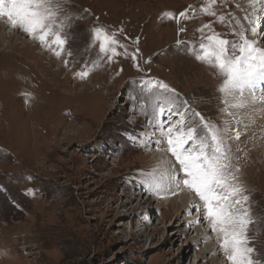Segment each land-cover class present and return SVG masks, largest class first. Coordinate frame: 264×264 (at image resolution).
Listing matches in <instances>:
<instances>
[{
	"label": "rangeland",
	"instance_id": "rangeland-1",
	"mask_svg": "<svg viewBox=\"0 0 264 264\" xmlns=\"http://www.w3.org/2000/svg\"><path fill=\"white\" fill-rule=\"evenodd\" d=\"M228 1L59 0L61 19L74 18L63 48L0 18L19 39L0 43V264H229L205 210L195 217V193L183 213L181 199L162 202L155 184L168 188L164 174L179 175V166L166 143L156 146L163 138L154 132L153 101L137 83L167 84L180 111L190 109V123L199 112L229 130L222 79L190 51L213 33L249 36L232 15L245 0ZM259 14L260 27L251 26L261 38ZM94 29L123 46L111 62L91 46ZM229 132L231 171L255 218L253 256L264 264V160Z\"/></svg>",
	"mask_w": 264,
	"mask_h": 264
},
{
	"label": "snow or ice",
	"instance_id": "snow-or-ice-1",
	"mask_svg": "<svg viewBox=\"0 0 264 264\" xmlns=\"http://www.w3.org/2000/svg\"><path fill=\"white\" fill-rule=\"evenodd\" d=\"M62 12L59 0H0V18H6L11 27H19L41 44L50 42L57 48H63L67 43L74 20L67 15L62 20ZM179 16L186 17L187 12H181ZM167 18L175 17L169 13ZM203 28H210V25ZM184 30L181 28L180 32ZM249 31L255 34L254 28ZM50 37H54V40L50 41ZM202 39L205 42L192 45L190 51L198 62L217 69L222 79L219 92L243 97L245 92L254 95L257 83L264 84V48L256 47L259 37L249 40L244 33H240L239 41H234L213 33ZM96 43L99 44V56L106 57L108 62L120 55L117 48L123 47L114 33L104 29L93 30L91 46ZM181 43L177 41L178 45ZM56 54L60 55V52ZM123 54L128 55L126 49ZM132 59H136L135 54ZM88 74L87 71L79 73L81 78ZM137 83L140 93L153 101L154 132L163 138L156 141V146L162 148L166 143L168 152L179 166L180 174H169V181L176 188H188L203 202V219L208 220L213 232L221 237L220 248L229 264H259L253 256L255 248L249 235L250 225L255 223L249 198L238 183V176L231 171L230 148L226 146V141L233 138L229 130L199 112L192 113L199 119L190 123V109L180 111L183 105H175L178 97L167 84L152 80ZM223 103L227 105L226 100ZM234 106L243 107V104ZM173 116L177 119L173 120ZM239 138L237 131L235 139ZM196 210L199 211L198 206Z\"/></svg>",
	"mask_w": 264,
	"mask_h": 264
},
{
	"label": "bare ground",
	"instance_id": "bare-ground-1",
	"mask_svg": "<svg viewBox=\"0 0 264 264\" xmlns=\"http://www.w3.org/2000/svg\"><path fill=\"white\" fill-rule=\"evenodd\" d=\"M235 1L236 0H229L228 3H232L234 6H236ZM235 9L236 10L234 11V13L232 12V15H234L233 17L235 20L239 19L241 24L238 23L236 25L234 21L233 25L238 26V30L240 29L246 31L247 33L249 32V36H247L249 40H257L258 36L256 34V31L255 34H252L249 30L253 29L251 24H256V25L259 24L257 22L258 21L257 18H258V14L261 11H262V16L260 14L259 15L264 20V0H245L244 3L237 5ZM231 21H233L232 17H231ZM2 22L0 21V43L2 41H5V39H7L9 42L14 40V38L17 37L16 35H18L17 31L16 32L15 30L8 31L7 27ZM258 26L260 27V24ZM232 28L234 29V27ZM254 29H257V27ZM235 35H237L236 32ZM16 40L19 39L16 38ZM259 41L260 42H258L257 40L256 47L264 48V34L262 35L261 38H259ZM261 85H262L261 83L256 84L254 95L249 94L247 92H245L243 97H240L239 95L235 97H233L232 95H227L225 97L226 98L225 100L227 101V105H225V109H226L225 118L229 124V130L235 133L237 131L239 132L240 138L238 140V143L241 146V148L247 152L253 153L254 155H256L258 159L264 160V89H261ZM240 104H243V107L234 106ZM169 174H175V173L172 170L168 169L164 174L167 176V180H166L167 182L165 185H167L168 188H166V186L164 187L160 182H158L157 185L155 184V186H157V192H161L159 194L163 196L162 202H165L167 204L169 203L175 207L176 206L175 201L177 199H181L183 202L182 213L183 211H186L185 205L187 202L189 204L191 203L193 204L195 202L193 207H197V206L199 207V211H197L196 209L194 210L197 211L195 217H197V219L202 220V218H200V215L201 212L204 211L203 202L200 201L199 204L198 202L196 203V200L192 202L194 197H192V195L189 194L192 193V191L187 188L186 192L185 190L183 192L182 188L184 187L176 188L175 185L169 181L168 179ZM170 193L171 194L174 193L173 196L171 197L164 196ZM191 213H193V211ZM175 214H176L175 217V221H176L178 220V217L180 216L181 213L177 212ZM192 221L193 220L190 218L186 220V223H190ZM199 229H200L199 227L196 228L194 232L195 231L199 232ZM210 232L211 231H209V233Z\"/></svg>",
	"mask_w": 264,
	"mask_h": 264
}]
</instances>
